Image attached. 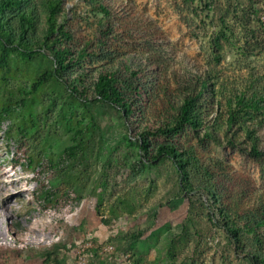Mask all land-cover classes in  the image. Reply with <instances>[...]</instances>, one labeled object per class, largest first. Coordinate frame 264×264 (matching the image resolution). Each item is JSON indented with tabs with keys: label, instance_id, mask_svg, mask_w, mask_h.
<instances>
[{
	"label": "rangeland",
	"instance_id": "374dc122",
	"mask_svg": "<svg viewBox=\"0 0 264 264\" xmlns=\"http://www.w3.org/2000/svg\"><path fill=\"white\" fill-rule=\"evenodd\" d=\"M113 1L120 18L125 3L143 28L126 33L114 18L119 37L105 34L93 0H21L0 13V53L12 37L0 65V264H76L78 254L82 264H118L115 253L134 264H251L249 235L235 248L209 189L221 187L212 172L222 164L252 202L264 193V164L242 151L241 130L230 144L231 129L214 139L173 116L187 73L209 76L208 124L238 96L264 97V0ZM25 10L33 27L20 40ZM59 23L70 38L52 33ZM54 47L68 50L65 67L55 66ZM154 48L158 64L142 66ZM104 72L131 100L129 115L94 99ZM257 133L264 148V124ZM168 143L181 163L153 161ZM105 242L114 253L87 246Z\"/></svg>",
	"mask_w": 264,
	"mask_h": 264
},
{
	"label": "trees",
	"instance_id": "16d2710c",
	"mask_svg": "<svg viewBox=\"0 0 264 264\" xmlns=\"http://www.w3.org/2000/svg\"><path fill=\"white\" fill-rule=\"evenodd\" d=\"M21 0H0V13L5 9H12L19 6ZM96 9L103 13L106 18L105 27L103 32L109 36L119 37V33L115 30L114 18L119 19L120 23L126 25L122 31L140 30L142 25L140 22L127 10V4H120L121 13L124 15L120 18L117 14L114 1L107 0H93ZM57 3L53 6H56ZM19 36L21 38L26 32L33 27V16L29 10L21 11L19 14ZM4 27L3 22L0 20V28ZM6 28V27H5ZM52 33L64 34L70 38L64 29V25L59 23L52 27ZM118 30V29H117ZM119 31V30H118ZM5 32L9 33V29ZM4 32V33H5ZM120 32V31H119ZM5 43L0 53V65L6 63L7 49L12 41L10 33L5 37ZM68 50L64 48L54 47L52 49V59L56 67L66 66V55ZM155 54V48L147 54V57L142 60V66L146 63L152 64L156 67L160 58ZM141 66V67H142ZM140 67L132 74L136 75ZM145 69L143 68L144 71ZM55 69L43 74L35 85H40L44 81L54 77ZM209 76L204 73H187L183 76L182 80L178 81V91L180 92L182 101L177 106L173 119L180 125L189 124L191 127L200 128L205 127L206 136L216 138L220 129H231L232 132L227 137V142L230 144H237V131L241 130L246 138L245 147L242 151L247 153L251 158L258 161L261 165L264 164V148L259 145V135L257 133V125L264 124V97L252 95L250 97L238 96L233 103H227L223 110L216 113L212 122L208 124L204 120V114L207 112L206 98L204 94L208 91ZM93 88L96 97L94 99L108 102L120 108L124 115H129L132 112V102L120 90L117 85L115 75L111 72H104L97 76L93 83ZM87 88L78 89V86L72 84L70 90L78 92L85 99L87 98ZM218 117L221 118L218 122ZM235 130H234V129ZM148 139L140 135L139 145L143 150L147 149ZM163 155L170 156L176 162L181 163L183 157L178 152V147L173 143L163 144L158 154L154 157L153 161L161 159ZM180 165V164H179ZM213 177L220 179L221 187L214 185L209 189L210 195L217 205L216 209L221 216L220 227L234 242L237 249H244L245 235H249L252 247L245 251V255L251 264H264V193L259 194L255 200L249 202L248 191L242 183H237L232 186L233 176H229L224 170V166L220 164V170L217 174L212 172ZM238 184L241 187H238ZM41 194V192H40ZM39 194V196H41ZM38 196V197H39ZM233 215L234 217H232ZM239 220V224L231 223L230 219ZM132 264L134 261L132 259Z\"/></svg>",
	"mask_w": 264,
	"mask_h": 264
},
{
	"label": "built area",
	"instance_id": "2783aa9c",
	"mask_svg": "<svg viewBox=\"0 0 264 264\" xmlns=\"http://www.w3.org/2000/svg\"><path fill=\"white\" fill-rule=\"evenodd\" d=\"M94 246L97 248L98 252L100 253H114V247L111 243L105 242V243H99V244H87V246ZM80 253V250H79ZM78 260L76 264H82L83 262V255L78 254ZM115 257L118 261V264H132L131 256L129 254H126L125 256L119 257L118 254L115 253Z\"/></svg>",
	"mask_w": 264,
	"mask_h": 264
}]
</instances>
